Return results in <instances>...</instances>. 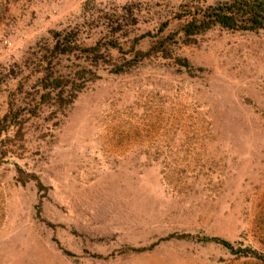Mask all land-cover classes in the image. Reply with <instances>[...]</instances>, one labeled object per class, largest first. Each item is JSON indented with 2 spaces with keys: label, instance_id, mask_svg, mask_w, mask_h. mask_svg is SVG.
<instances>
[{
  "label": "rangeland",
  "instance_id": "rangeland-1",
  "mask_svg": "<svg viewBox=\"0 0 264 264\" xmlns=\"http://www.w3.org/2000/svg\"><path fill=\"white\" fill-rule=\"evenodd\" d=\"M216 1L0 0V116L20 108L0 133V264H264V30L179 35L184 9ZM75 25L80 46L106 52L81 61L97 76L60 110L33 106L47 62H80L48 49ZM155 36L170 55L108 71ZM13 162L35 179L17 181Z\"/></svg>",
  "mask_w": 264,
  "mask_h": 264
},
{
  "label": "trees",
  "instance_id": "trees-1",
  "mask_svg": "<svg viewBox=\"0 0 264 264\" xmlns=\"http://www.w3.org/2000/svg\"><path fill=\"white\" fill-rule=\"evenodd\" d=\"M84 4L81 5V13L84 12ZM137 6V2H129L122 4L118 8V12L114 11L110 14L109 18L111 22V30L113 32L119 30L121 20L125 18L126 12L130 15L133 7ZM186 14L185 20L179 24V35L181 39L186 43L189 39H192L196 35H200L205 31L219 27L222 29L242 32H258L264 30V0H218L212 4L201 5L194 4L183 10ZM132 21H135L132 18ZM134 23V22H132ZM166 26V21L159 24L157 32H161ZM78 25L72 27H62L56 29L51 33L52 43L48 47L50 52L60 55H70L75 50L78 51V56L81 57L80 62H71V66L67 70H62L58 66H54L53 63L47 62L44 65V69L40 76L37 78V85L39 86V96L36 105L47 103L52 101V105L55 109H62L68 105L76 93L80 91L87 82L93 80L97 74L95 68H92L91 64H82L83 59H93L96 61L98 55H104L103 50L97 42L91 45L80 46L77 41ZM167 36L160 37L155 36L151 45L145 51L133 50L132 58L127 60L126 66L115 65L109 68L108 71L114 73H120L125 69H129L130 65L142 56L149 53H157L163 57L169 54ZM138 37H134L136 42ZM108 46L121 50L117 42H108ZM170 55V54H169ZM38 58H41L39 56ZM178 59V58H177ZM180 61V60H179ZM183 65H186V60H181ZM42 63V62H40ZM32 112H34L33 108ZM20 108L14 109L9 103L6 112L0 116V133L6 132L9 127L14 128L15 122L20 115ZM28 111L27 109H25ZM20 134L19 126L13 129V135ZM21 135V134H20ZM3 153V151L0 152ZM15 179L20 183H24L25 180L30 178L35 179L34 174L25 172L15 162ZM37 187H40V183L36 181ZM194 239L201 243L216 242L228 249V251L236 256L240 257H259V253L252 247L245 245L237 248H233L232 244L226 240L220 239L215 236H207L205 234H195ZM138 250V249H134Z\"/></svg>",
  "mask_w": 264,
  "mask_h": 264
}]
</instances>
